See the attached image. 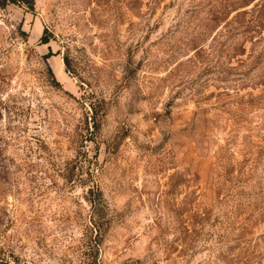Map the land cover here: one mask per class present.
Returning <instances> with one entry per match:
<instances>
[{
	"label": "rangeland",
	"instance_id": "374dc122",
	"mask_svg": "<svg viewBox=\"0 0 264 264\" xmlns=\"http://www.w3.org/2000/svg\"><path fill=\"white\" fill-rule=\"evenodd\" d=\"M230 1L35 0L34 11L0 10V149L15 172L0 199V247L10 261L264 264V212L250 223L242 200L230 220L231 183L218 177L222 152L238 165L249 140L264 146V105L245 115L240 102L249 92L264 99V70L249 73L250 43L237 57L213 44L215 14ZM95 100L106 116L93 138ZM80 150L97 158L111 221L99 252L88 185L63 177Z\"/></svg>",
	"mask_w": 264,
	"mask_h": 264
},
{
	"label": "trees",
	"instance_id": "16d2710c",
	"mask_svg": "<svg viewBox=\"0 0 264 264\" xmlns=\"http://www.w3.org/2000/svg\"><path fill=\"white\" fill-rule=\"evenodd\" d=\"M132 4L137 0H131ZM15 4L22 6L28 11L35 10V0H0V10L7 8L9 5ZM223 7H218V14H215L214 21L217 33L213 37V44L220 47H229L232 50V56H242L246 54L247 43L251 44V52L249 53V61L252 69L262 68L264 70V0H234L228 2L226 5L220 2ZM234 13L232 16L231 14ZM222 29L225 31L222 32ZM226 32V33H225ZM225 34H228L226 39H223ZM51 40L49 30L45 28L40 43L46 44ZM202 47L197 46L195 50L199 51ZM258 51V52H257ZM52 54L49 52L47 56ZM66 65L69 64L67 56H65ZM244 62V61H243ZM128 71L132 73V68ZM229 95V93H226ZM238 101V100H237ZM245 104L243 111L245 115H248L252 110L259 105H264V99L262 96H256L252 92L246 95L244 101H240ZM3 106V100L0 98V109ZM104 100H95L91 102V108L93 110L92 117V130L89 131L93 138L99 136L102 132L103 122L105 120L106 112L104 110ZM1 113V112H0ZM236 117L241 116L237 110L234 113ZM264 131V120L261 122V128ZM228 150L226 146L222 147V150ZM229 156L222 152V156L219 158V181H229L231 184L227 189V196H231L236 202L232 207V210H228V218L231 220L236 217V212L242 207V200L246 206L251 209V214L248 217V221H252L251 215L254 213L264 212V146L260 144H253L251 140L247 143V152L245 153V159L241 160L238 165H234L230 162ZM9 156L5 155L2 149H0V199L7 195L9 192L10 178L15 172L12 171V166L9 164ZM252 160L251 166H248L249 161ZM99 169L96 156H89L86 150H80L79 154L73 161L68 162L63 171V177L72 186L76 185H88L85 193V199L89 204L91 211V232L96 231L95 238L93 240V247L97 249L102 244L108 230L111 227V221L108 217L107 206L103 190L96 184L97 176L96 171ZM257 179V185L252 190H246L244 188H238L241 185H249L251 181ZM231 200V199H230ZM243 228V226H242ZM233 231H238V228H233ZM99 252V251H98ZM97 252V253H98ZM242 261V262H240ZM239 260L237 264H252L253 260ZM0 264H26L17 261H10L7 255L4 253L2 247H0ZM96 264V263H95Z\"/></svg>",
	"mask_w": 264,
	"mask_h": 264
}]
</instances>
